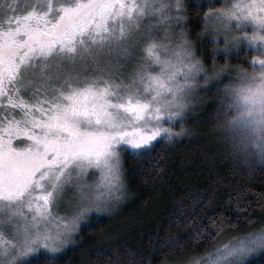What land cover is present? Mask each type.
I'll return each instance as SVG.
<instances>
[{
	"label": "snow or ice",
	"instance_id": "obj_1",
	"mask_svg": "<svg viewBox=\"0 0 264 264\" xmlns=\"http://www.w3.org/2000/svg\"><path fill=\"white\" fill-rule=\"evenodd\" d=\"M185 8L183 0H0V264H57L87 213L121 198V152L140 159L157 138L183 135L170 125L210 72H235L217 85L215 119L261 138L264 0L209 7L199 34L210 31L213 52L223 48L226 57L242 40L257 44L251 72L215 62L206 69L182 27ZM245 23L258 31H241ZM89 170L100 173L95 188ZM70 187L76 210L61 215ZM162 246L184 244L169 236ZM255 247H264V229L225 253Z\"/></svg>",
	"mask_w": 264,
	"mask_h": 264
},
{
	"label": "trees",
	"instance_id": "obj_2",
	"mask_svg": "<svg viewBox=\"0 0 264 264\" xmlns=\"http://www.w3.org/2000/svg\"><path fill=\"white\" fill-rule=\"evenodd\" d=\"M215 111L208 108L207 125L196 134L159 140L140 159L127 153L132 197L117 227H85L81 239L89 242L68 249L57 264H165L264 228V172L233 160L215 128ZM169 236L184 246L163 247ZM247 264H264V255Z\"/></svg>",
	"mask_w": 264,
	"mask_h": 264
},
{
	"label": "rangeland",
	"instance_id": "obj_3",
	"mask_svg": "<svg viewBox=\"0 0 264 264\" xmlns=\"http://www.w3.org/2000/svg\"><path fill=\"white\" fill-rule=\"evenodd\" d=\"M27 2V0H26ZM34 2V0H33ZM234 2V0H183V3L186 5L185 15L186 19L182 21V27L188 34V39L196 49L197 56L204 62L206 69L211 70L213 62L216 65H225L227 64L229 69L237 67H246L252 69L253 67H258V62L253 64L252 57L259 56L260 52L258 50V45L249 43L247 40H242L239 47L233 48L232 52L226 57L223 48H220L213 52L212 45L215 43L212 33L206 32L204 35H199L201 29L205 27V18L203 16L204 12L208 11V8L211 7L213 10L220 9L226 4ZM199 9V11H197ZM233 27H236V22L233 20ZM216 26L214 21H209L208 27L211 29ZM179 30V29H176ZM241 31L253 32L258 31L254 28L251 23H245L241 25ZM264 34V33H262ZM219 42L222 45L224 43V36L219 37ZM213 55H215V61H213ZM261 58H264L262 56ZM231 79H235V72L231 74H224L223 78H215L211 76L207 85L203 84L201 80V87L198 88L194 94L193 102L189 105L186 110V114L182 120H177L172 123L170 126L173 127L176 131H180L181 127L184 129V134L179 137H174L173 140H179L188 137L192 133H195L203 128L204 125H207L205 122V113L209 107L216 106L219 103L218 97L219 93L217 92V85L228 82ZM165 139L164 137H159L154 142V144ZM127 151L121 152V160L123 166V181L124 187L121 192V198L119 200H109L106 203H103L101 211L92 210L87 213L84 219L79 223V229L73 233L69 242L66 246L55 256H61L67 252L68 249L75 247L77 245L85 244L89 240L81 239L82 229L85 227L90 230H100L104 229L105 226H115L117 227V221L120 217V213L123 212L124 207L131 201L132 192L130 189V183L126 171V155ZM262 172H264V167H261ZM86 181L89 185L95 188V185L100 181V173L98 170H89L88 175L86 176ZM102 193L103 188L99 189ZM77 192L75 188H68L63 193L61 199L60 214L71 216L76 210V201H77ZM71 201V204L68 202ZM114 227V228H115ZM264 229V228H262ZM262 229L252 232L248 236L236 238L234 241L226 244L228 247L238 246L242 241H245L248 237L258 234ZM93 231V232H94ZM91 232V233H93ZM222 246L216 251L203 254L201 256L185 257L181 260L169 261L165 264H213L214 261H218V264H231L230 257L225 253V246ZM264 255V249L253 251L252 253L246 255L243 258V264H247L248 261L252 258H256Z\"/></svg>",
	"mask_w": 264,
	"mask_h": 264
},
{
	"label": "clouds",
	"instance_id": "obj_4",
	"mask_svg": "<svg viewBox=\"0 0 264 264\" xmlns=\"http://www.w3.org/2000/svg\"><path fill=\"white\" fill-rule=\"evenodd\" d=\"M242 69L248 72L252 71L246 67H242ZM215 128L237 163L245 166L264 167V132L259 133L260 139H257L258 134L255 132L244 136L241 129L224 118L216 120ZM244 157H247L249 164H244ZM260 249H264V247H255L253 251ZM245 256H231L229 259L231 264H243Z\"/></svg>",
	"mask_w": 264,
	"mask_h": 264
}]
</instances>
